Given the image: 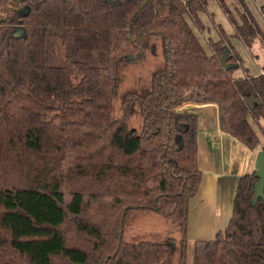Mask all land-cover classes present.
<instances>
[{"label":"trees","instance_id":"1","mask_svg":"<svg viewBox=\"0 0 264 264\" xmlns=\"http://www.w3.org/2000/svg\"><path fill=\"white\" fill-rule=\"evenodd\" d=\"M209 1L0 0V29L20 28L0 46V264H188L202 173L199 119L183 107L214 105L219 131L253 152L252 123L264 138V73L248 75L232 44L264 49V31L245 0H214L233 34L217 25L205 48L189 22L206 30ZM151 54L161 67L114 114L123 68ZM256 181L240 177L226 229L193 243L192 264H264ZM135 212L177 240L126 242Z\"/></svg>","mask_w":264,"mask_h":264},{"label":"crops","instance_id":"2","mask_svg":"<svg viewBox=\"0 0 264 264\" xmlns=\"http://www.w3.org/2000/svg\"><path fill=\"white\" fill-rule=\"evenodd\" d=\"M250 1L253 4L255 2V0L254 1L250 0ZM213 7L211 11L216 12L217 11L216 6L214 5ZM261 8L264 9V7H259V8L256 7L254 9L255 11L258 10L260 11ZM249 9L252 12V9L250 7ZM221 15L222 12L220 13V16ZM253 16L255 15L253 14ZM221 19H223V21H226L229 25V29L227 30L223 29V30L226 32L227 35H232L233 27L229 23L226 16L224 18L222 17ZM222 23L223 22H220L219 24ZM219 24L217 23V25ZM262 30L264 31L263 28ZM234 43H235V49L242 60V67L247 71L248 75L255 77L263 74L264 49L262 48L259 40H256L254 42L250 50L246 49L242 45V43L238 40L234 39ZM236 73H238L236 74L237 76L242 75L241 70L237 71ZM183 108L191 109L192 113L197 114V116L201 115L205 111L211 110L213 115L212 118L213 119L212 122L214 124L213 128L211 127L210 129L208 127L207 129H203V130H200V128H198V134L200 133V131L201 132L203 131L204 133L207 132V136H210L209 141L211 139V136H215L218 140L221 141L222 144H225L224 149L222 151V156L220 157L221 162L219 163V166L216 169L198 166L199 170L202 173V179L197 195L189 203L187 232H186V237L188 241V250H187L188 259L190 253L192 260L193 243L195 241L213 240L218 233L223 232L226 229L230 221V218L232 216L233 201H234V196L238 181L240 177L254 170L253 166L257 152L255 153L247 149L245 146H243L235 139L219 131L217 114H216L217 112H216V107L214 105L198 106V105L189 104L184 106ZM197 146H198V137H197ZM197 162H198V153H197ZM223 182L225 183L224 185ZM214 184H222L224 187L228 188L229 200L227 201L218 200L215 194L219 191H217L218 187L217 190H215V187L213 186ZM198 197H201L200 200L197 202H193L196 199H198Z\"/></svg>","mask_w":264,"mask_h":264},{"label":"rangeland","instance_id":"3","mask_svg":"<svg viewBox=\"0 0 264 264\" xmlns=\"http://www.w3.org/2000/svg\"><path fill=\"white\" fill-rule=\"evenodd\" d=\"M254 1V0H253ZM226 6L233 12V0H224ZM248 6L252 9L253 14L255 15V19L257 20L258 24L264 29V10L255 11L254 8L264 7V0H255L254 4L250 0H245ZM208 7L205 13H200L199 18L203 25L205 26L206 30L200 33L194 25L189 22L193 32L199 38L202 45L207 48L206 46V39L212 38L217 39V31L215 28V24L223 22L219 24L222 29L227 30L229 29V25L226 21L221 19L225 16L223 15V11L219 7L218 3L215 1H210L208 3ZM216 6L217 11H211L213 6ZM214 8V7H213ZM222 12V17L220 13ZM221 17V18H220ZM209 30V31H208ZM20 28L13 27V26H3L0 29V46L7 34H18ZM226 33V32H225ZM232 44L235 48L234 39H232ZM158 52V51H157ZM162 65V57L159 54L154 55L151 54L149 58L144 63L138 62H130L126 65L121 73V81L118 88V93L116 100L114 102V110L113 113L117 114L119 100L120 98L126 93L130 91L135 92H142L147 89L149 85V80L151 78L152 73L160 68ZM238 74V73H236ZM199 116V128L200 130L207 129L208 127L211 129L213 128L212 122V111L208 110L203 112ZM208 123V126H207ZM207 126V127H206ZM253 128L255 129L257 135L260 138V144L255 149V153L261 151L262 147L264 146V138L260 134L258 128L252 123ZM207 136V132L204 133L203 131L198 134V166L199 167H206L216 169L221 162L220 157L222 156V151L224 149L225 144H222L220 140H218L215 136ZM223 142V141H222ZM240 158V157H239ZM241 159V158H240ZM242 160V159H241ZM225 183L223 182V185ZM222 184H214L215 190H218L215 195L217 196L218 200L224 201L228 199V188L224 187ZM214 190V191H215ZM201 197H198L193 202H197L200 200ZM124 239L126 242H140V241H172L177 240V235L173 231V227L169 224L165 219L156 215L155 213L151 212H135L132 214L126 229ZM188 264H192L191 254L189 253Z\"/></svg>","mask_w":264,"mask_h":264},{"label":"water","instance_id":"4","mask_svg":"<svg viewBox=\"0 0 264 264\" xmlns=\"http://www.w3.org/2000/svg\"><path fill=\"white\" fill-rule=\"evenodd\" d=\"M227 53L224 54L221 64L226 68H233V65H226ZM217 114V113H216ZM254 171L257 181L253 185L252 204L255 205L259 199H264V150L258 151L254 160Z\"/></svg>","mask_w":264,"mask_h":264}]
</instances>
